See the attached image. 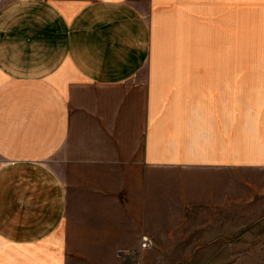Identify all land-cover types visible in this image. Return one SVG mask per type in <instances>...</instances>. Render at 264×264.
Returning a JSON list of instances; mask_svg holds the SVG:
<instances>
[{
  "label": "crops",
  "instance_id": "1",
  "mask_svg": "<svg viewBox=\"0 0 264 264\" xmlns=\"http://www.w3.org/2000/svg\"><path fill=\"white\" fill-rule=\"evenodd\" d=\"M248 168L264 0H0V264H122L158 180Z\"/></svg>",
  "mask_w": 264,
  "mask_h": 264
},
{
  "label": "rangeland",
  "instance_id": "2",
  "mask_svg": "<svg viewBox=\"0 0 264 264\" xmlns=\"http://www.w3.org/2000/svg\"><path fill=\"white\" fill-rule=\"evenodd\" d=\"M220 174L195 173L196 200L183 194L175 203L163 202L172 188L158 180L154 226L146 235L151 247L141 249L138 238L135 248L123 250L122 264H264V168Z\"/></svg>",
  "mask_w": 264,
  "mask_h": 264
},
{
  "label": "built area",
  "instance_id": "3",
  "mask_svg": "<svg viewBox=\"0 0 264 264\" xmlns=\"http://www.w3.org/2000/svg\"><path fill=\"white\" fill-rule=\"evenodd\" d=\"M151 244H152V242L148 236H146V235L142 236L141 249L146 250V249L151 247Z\"/></svg>",
  "mask_w": 264,
  "mask_h": 264
}]
</instances>
